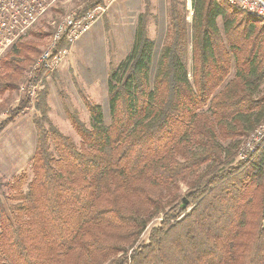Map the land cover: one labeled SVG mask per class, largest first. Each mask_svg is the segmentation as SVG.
<instances>
[{"label":"trees","instance_id":"trees-1","mask_svg":"<svg viewBox=\"0 0 264 264\" xmlns=\"http://www.w3.org/2000/svg\"><path fill=\"white\" fill-rule=\"evenodd\" d=\"M190 7L188 22L184 3L169 0L156 60L138 17L130 51L107 75L109 123L88 99V127L68 114L78 146L37 95L31 181L0 179V264H126L115 256L158 219L130 264H264V145L251 162L237 159L239 140L264 120V23L224 0ZM48 35L18 41L0 61V96L18 91Z\"/></svg>","mask_w":264,"mask_h":264},{"label":"rangeland","instance_id":"rangeland-1","mask_svg":"<svg viewBox=\"0 0 264 264\" xmlns=\"http://www.w3.org/2000/svg\"><path fill=\"white\" fill-rule=\"evenodd\" d=\"M91 1L46 0L48 6H46L44 14L25 30L24 35H21L1 53L0 61L20 40L36 41V35L40 33L51 34L52 32L53 35L56 26L64 17L72 14L77 15L76 12ZM101 1L100 5L104 6L103 13L100 14L88 33L72 46H68V53L54 70L45 71L36 67L37 59L31 70L26 73V79L18 91L0 96V107H2L0 123L10 116L11 111L15 110L23 99L30 98V106L21 111L12 122L0 131V179L3 183L11 181L20 174H25L28 182L31 181V158L36 142L33 120L40 118L39 112L33 107L37 95L46 92V105L49 107L48 120L78 146L79 138L68 121V114H76L80 122L88 127L90 116L83 104V99H88L102 107L104 121L106 124L109 123L107 75L130 51L139 16L145 17L147 37L155 43L154 58L157 59L166 40L169 0H117L112 3L107 0ZM178 1L184 3L187 13L186 20L190 22V0ZM52 35L44 37L41 44L39 41V51H42L50 42ZM190 65V58H188L189 69ZM39 70L44 72L36 80V73ZM31 80L33 82H30ZM260 90V96L264 99V84ZM179 188L178 192L183 197L186 187L182 184ZM5 195H7L6 189L2 188L0 201L3 203L6 202ZM159 220L152 221L147 227V231L140 236L134 246L126 248L114 259L124 257L126 264H130L131 252L139 244L146 242L150 229L156 226Z\"/></svg>","mask_w":264,"mask_h":264},{"label":"built area","instance_id":"built-area-1","mask_svg":"<svg viewBox=\"0 0 264 264\" xmlns=\"http://www.w3.org/2000/svg\"><path fill=\"white\" fill-rule=\"evenodd\" d=\"M112 3L117 0H107ZM229 6L253 15L264 21V0H224ZM46 0H0V56L25 30L33 25L46 11ZM104 6L98 5L82 15H69L56 26L50 42L41 51L35 64L45 71L54 70L68 53V47L55 52L60 42L72 46L89 32L93 24L103 13ZM264 145V120L240 143L237 159L251 162L258 148Z\"/></svg>","mask_w":264,"mask_h":264},{"label":"crops","instance_id":"crops-1","mask_svg":"<svg viewBox=\"0 0 264 264\" xmlns=\"http://www.w3.org/2000/svg\"><path fill=\"white\" fill-rule=\"evenodd\" d=\"M134 34V33H133Z\"/></svg>","mask_w":264,"mask_h":264}]
</instances>
